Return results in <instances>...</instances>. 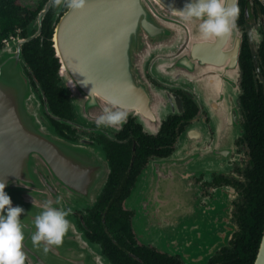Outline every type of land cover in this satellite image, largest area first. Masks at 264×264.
Listing matches in <instances>:
<instances>
[{"label":"water","instance_id":"water-1","mask_svg":"<svg viewBox=\"0 0 264 264\" xmlns=\"http://www.w3.org/2000/svg\"><path fill=\"white\" fill-rule=\"evenodd\" d=\"M189 2L87 0L82 11L66 9L59 17L61 6L56 8L51 41L59 63L57 85L68 98L70 120L52 114L22 55V45L39 36L50 0L30 21L34 29L30 34L16 35L0 45V183H5L12 206L24 209L20 220L26 264H114L102 252L101 243L87 237L77 219L103 191L111 171L107 155L101 146L90 147L59 134L51 118L93 128L96 117L109 106L106 101L114 98L120 109L152 132L167 114L180 111V100L169 92L172 88L190 92L209 121L193 119L177 137L174 150L150 160L137 176L127 198L134 211L135 237L140 244L180 254L184 264H206L239 230L232 221L238 197L234 187L210 186L208 195L202 196L197 183L196 232L191 240L188 235L179 241L158 233L168 222L158 219L161 194L188 182L194 174L210 180V173L217 171L212 166V146L230 145L241 133L236 106L240 35L235 28L224 38L202 39L199 21L184 22L172 12ZM48 200L53 207L70 208L71 213L62 244L50 246L45 253L42 246L33 248L30 236L35 231L31 220ZM253 264H264V224Z\"/></svg>","mask_w":264,"mask_h":264},{"label":"flooded vegetation","instance_id":"flooded-vegetation-1","mask_svg":"<svg viewBox=\"0 0 264 264\" xmlns=\"http://www.w3.org/2000/svg\"><path fill=\"white\" fill-rule=\"evenodd\" d=\"M47 1L48 0H44L43 4ZM237 6L239 8V15L236 21V28L240 35L241 43L238 57L239 76L237 81L239 92L236 106L239 114L238 120L241 133L235 136L230 145L214 144V146H212L211 155L214 161L212 166L216 167L217 171L213 170L210 173V180H202L203 174H200L199 177L194 174L192 177L189 176L188 182L184 181L182 185L168 187V189L161 194V197H159L161 199L159 204L162 206L160 210L161 213L158 215L159 222H164V219L168 222L167 227H161L158 233L172 240L180 241L184 239V237L186 238L187 235L191 240L193 234L196 232V212L198 207L197 183L201 185L202 196L208 195L207 188L210 186L230 185L234 187L238 192V197L234 200L232 221L238 225L235 217V209L238 204L244 202V186L248 182V172L253 166V161L255 159L253 156V147L255 143L246 136L247 126L251 120V116L254 115L252 107L258 106L262 108V100L264 99V0H237ZM51 7L50 5L47 12H49ZM55 10L56 7H53L51 17ZM65 10L66 8L62 5L58 17ZM33 30L34 29L30 27L28 28V32L30 33ZM178 38H180V34H178ZM158 85L160 86L161 84ZM169 92L180 100V111L167 114L159 129H154L155 131L152 132L143 129V127L136 123L131 116H128L126 123L118 130L103 129L101 131L97 130L95 128L96 126H93V128L88 125L82 127L70 126L51 118L52 123L53 121L61 123V125H55V123H53L59 134L77 142L82 141L85 145L90 147L101 146L107 155L108 161L112 155L115 156L114 158L116 160L122 159L123 156H125V158L129 157L126 179L124 180L118 177L113 181L116 190L119 194H125L124 197L120 199L119 196L110 195L102 198L101 195L106 186L105 184L102 193L93 206L87 208V212L78 213L77 219L78 225L85 230L87 235L88 232H91V227L88 225L91 224L94 226L96 224L95 220H91L88 217L90 211H102L104 214V210L121 207L127 212L126 217L128 218L131 228V234H133V241L127 236L125 240L133 247H144L140 248V251L144 252V264H148V256L155 257L156 253L166 254L168 257L179 259L182 264L184 263L180 258V254H169L162 250H157L149 244L143 245L138 242L131 226V219L134 215V211L131 209L130 204H128L127 198L143 167H145L150 160L169 155L175 148L177 137L187 124L191 123L193 119L200 121L201 117H205L206 122L209 121V117L199 108L190 92L179 88H172ZM171 103L176 109L175 98L171 99ZM52 114L56 115L54 112H52ZM169 117L171 119L167 127L162 129V124ZM60 118L66 120L72 119L71 108L70 116ZM103 131H107L108 134ZM214 135L215 132L212 127H210L211 140H214ZM136 159L137 164L133 168L132 166ZM192 182H194V184ZM199 204L201 206L206 205L204 202H199ZM147 216L148 215H146V217ZM101 221L104 223L105 218L101 217ZM106 229L110 236H113L116 232H118L120 236L124 234L116 222L106 226ZM175 231H177V233H174ZM237 231L239 230H236L234 233ZM96 242L101 243V241ZM113 242L117 243V240L113 239ZM222 248L223 247L220 249ZM219 250L216 251L214 256ZM128 253L132 259L139 262L142 261L141 258L134 253ZM127 262L134 264V260H128Z\"/></svg>","mask_w":264,"mask_h":264},{"label":"trees","instance_id":"trees-1","mask_svg":"<svg viewBox=\"0 0 264 264\" xmlns=\"http://www.w3.org/2000/svg\"><path fill=\"white\" fill-rule=\"evenodd\" d=\"M43 2L44 0H36L35 6L29 7L27 4H22L21 0H0V45L4 39L16 35H28L30 33L28 32L30 21L40 10ZM52 10L53 7L44 16L39 36L22 45V55L30 69L29 74L33 84L39 83L51 111L59 117H67L70 116L68 98L61 93L60 87L57 85L56 73L59 63L54 57L51 41L53 32ZM252 110L254 115L251 116L247 126L246 136L255 143L253 147L255 159L248 172V182L244 186V202L238 204L235 209L239 231L234 233L229 245L220 249L207 264H253L256 256L264 224V99L262 100V108L253 106ZM170 119L169 117L164 121L162 129L167 127ZM53 123L61 125L59 122L53 121ZM114 157L112 155L109 159L111 172L101 197L116 195L122 199L125 194H119L113 181L118 177L126 179L129 157L123 156L120 160H116ZM136 164L137 159L132 167L134 168ZM104 212V214L102 211L89 212V219L95 220L96 224L94 226L88 225L91 227V232H88L87 236L93 241H101L102 252L114 264H131L127 262L128 260H134V264H144V252L140 251V248L144 247H133L125 240L127 236L133 241V234H131V228L126 217L127 212L121 207L107 209ZM101 217L105 218L104 223L101 221ZM114 222L124 232L122 236L118 232L114 233L113 236L109 235L106 226ZM113 239H116L117 243H114ZM126 243L128 244L124 245ZM128 252L139 256L142 261L132 259ZM148 261V264H182L179 259L160 253H156L155 257L148 256Z\"/></svg>","mask_w":264,"mask_h":264},{"label":"clouds","instance_id":"clouds-1","mask_svg":"<svg viewBox=\"0 0 264 264\" xmlns=\"http://www.w3.org/2000/svg\"><path fill=\"white\" fill-rule=\"evenodd\" d=\"M87 0H50L52 7L64 6L68 10L82 11ZM182 21H199L198 30L204 40L230 36L236 28L239 8L232 0H191L181 10H172ZM109 106L95 119L97 128H120L127 121L128 112L119 107V101L110 98ZM5 183H0V264H26L24 241L26 239L20 220L24 209L13 207L11 198L4 191ZM56 204L60 201L57 199ZM71 209L53 207V201H45L42 210L31 220L35 231L30 236L33 248L43 247L47 253L50 246H60L69 230L67 219Z\"/></svg>","mask_w":264,"mask_h":264},{"label":"rangeland","instance_id":"rangeland-1","mask_svg":"<svg viewBox=\"0 0 264 264\" xmlns=\"http://www.w3.org/2000/svg\"><path fill=\"white\" fill-rule=\"evenodd\" d=\"M35 1L36 0H21L22 4H27L29 7L35 6ZM10 39V38H9ZM8 40V39H7ZM6 40V41H7Z\"/></svg>","mask_w":264,"mask_h":264},{"label":"built area","instance_id":"built-area-1","mask_svg":"<svg viewBox=\"0 0 264 264\" xmlns=\"http://www.w3.org/2000/svg\"><path fill=\"white\" fill-rule=\"evenodd\" d=\"M11 38V37H10ZM7 39H4L3 42H5Z\"/></svg>","mask_w":264,"mask_h":264}]
</instances>
